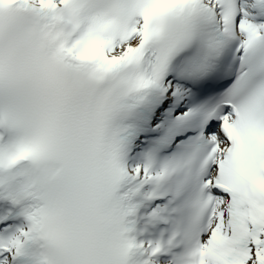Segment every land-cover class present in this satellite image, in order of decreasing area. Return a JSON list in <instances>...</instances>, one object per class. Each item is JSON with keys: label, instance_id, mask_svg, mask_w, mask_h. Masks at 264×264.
Returning a JSON list of instances; mask_svg holds the SVG:
<instances>
[{"label": "snow or ice", "instance_id": "snow-or-ice-1", "mask_svg": "<svg viewBox=\"0 0 264 264\" xmlns=\"http://www.w3.org/2000/svg\"><path fill=\"white\" fill-rule=\"evenodd\" d=\"M0 264H264V0H0Z\"/></svg>", "mask_w": 264, "mask_h": 264}]
</instances>
